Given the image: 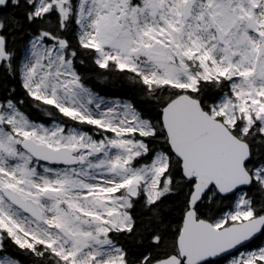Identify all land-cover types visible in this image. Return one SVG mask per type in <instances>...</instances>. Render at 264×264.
I'll list each match as a JSON object with an SVG mask.
<instances>
[{
    "label": "snow or ice",
    "instance_id": "6c2138e0",
    "mask_svg": "<svg viewBox=\"0 0 264 264\" xmlns=\"http://www.w3.org/2000/svg\"><path fill=\"white\" fill-rule=\"evenodd\" d=\"M0 264H264V0H0Z\"/></svg>",
    "mask_w": 264,
    "mask_h": 264
}]
</instances>
